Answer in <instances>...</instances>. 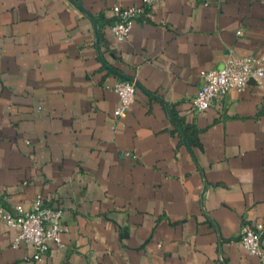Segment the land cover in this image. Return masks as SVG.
Wrapping results in <instances>:
<instances>
[{
    "label": "crops",
    "instance_id": "1",
    "mask_svg": "<svg viewBox=\"0 0 264 264\" xmlns=\"http://www.w3.org/2000/svg\"><path fill=\"white\" fill-rule=\"evenodd\" d=\"M141 4L0 0V206L42 196L68 228L36 261L0 215V264H264L238 242L264 223V77L193 105L202 72L264 55V0H155L119 42L114 6Z\"/></svg>",
    "mask_w": 264,
    "mask_h": 264
},
{
    "label": "built area",
    "instance_id": "2",
    "mask_svg": "<svg viewBox=\"0 0 264 264\" xmlns=\"http://www.w3.org/2000/svg\"><path fill=\"white\" fill-rule=\"evenodd\" d=\"M155 0H142L141 5L128 7L114 6V21L111 32L119 42H125L133 30L134 22L151 8ZM264 77V55L229 56L214 69L202 72V84L193 100L197 112L206 111L213 102L226 96L230 91L242 92L254 79ZM118 94L120 102L115 110V117H124L136 102L137 83L133 79L116 80L111 87ZM0 215L6 224L17 230L13 247L31 244L34 247V259L42 261L48 253L50 243L63 249V234L68 231L63 223L64 211L45 203L38 196L32 208L26 210L22 205L16 206L11 213L0 206ZM264 223L244 226L239 243L251 255L257 256L264 263V246L262 236Z\"/></svg>",
    "mask_w": 264,
    "mask_h": 264
},
{
    "label": "water",
    "instance_id": "3",
    "mask_svg": "<svg viewBox=\"0 0 264 264\" xmlns=\"http://www.w3.org/2000/svg\"><path fill=\"white\" fill-rule=\"evenodd\" d=\"M138 85V84H137Z\"/></svg>",
    "mask_w": 264,
    "mask_h": 264
}]
</instances>
